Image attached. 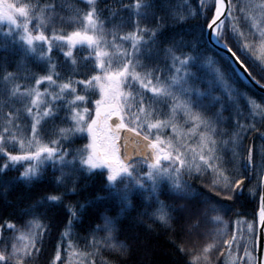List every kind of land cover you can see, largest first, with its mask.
Here are the masks:
<instances>
[{
    "label": "snow or ice",
    "instance_id": "6c2138e0",
    "mask_svg": "<svg viewBox=\"0 0 264 264\" xmlns=\"http://www.w3.org/2000/svg\"><path fill=\"white\" fill-rule=\"evenodd\" d=\"M237 69L264 89V0H0V264H128L161 228L182 264H264Z\"/></svg>",
    "mask_w": 264,
    "mask_h": 264
},
{
    "label": "trees",
    "instance_id": "16d2710c",
    "mask_svg": "<svg viewBox=\"0 0 264 264\" xmlns=\"http://www.w3.org/2000/svg\"><path fill=\"white\" fill-rule=\"evenodd\" d=\"M209 47L212 48V51L216 52L219 56H224V53H222L218 49H215L211 45H209ZM234 79H236V77H234ZM237 84H239L242 89H245L247 90V92L253 94L255 97H264L263 93L248 85L240 75L239 79H237ZM82 142L83 141H77V143ZM73 199H75V197H73ZM0 211L6 212L7 210L3 208V205H0ZM57 211L61 212L62 210ZM236 211H238L240 215L248 221H252L254 219L255 213L258 211V203L254 201L250 196H248L247 198H245V196H242L239 201L232 206V210H230L225 216V219L229 221V233L231 232L232 226L242 228L244 231L247 230V225L245 224L233 225L231 223L232 221L236 220V216L234 215ZM60 218L61 217L58 216V219ZM63 219H66V217H63ZM170 235L171 234L169 232L165 231L162 228L152 232L147 237V253H145L143 248L135 251L130 257L128 264H182L180 258L176 255L175 245L173 243V239L170 238ZM176 242L179 243V240L177 239Z\"/></svg>",
    "mask_w": 264,
    "mask_h": 264
},
{
    "label": "water",
    "instance_id": "95a60500",
    "mask_svg": "<svg viewBox=\"0 0 264 264\" xmlns=\"http://www.w3.org/2000/svg\"><path fill=\"white\" fill-rule=\"evenodd\" d=\"M221 51V50H219ZM222 53H224L223 51H221ZM235 67V66H234ZM237 72L239 73V75L246 81V83L248 85H250L251 87H253L254 89H256L257 91L261 92L264 94V89H262L259 85L255 84L254 82H252L250 79H245L244 78V74L239 70L237 69Z\"/></svg>",
    "mask_w": 264,
    "mask_h": 264
}]
</instances>
